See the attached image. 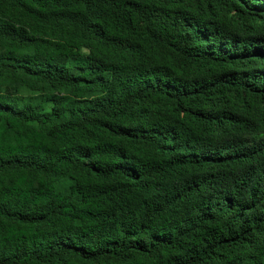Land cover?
Instances as JSON below:
<instances>
[{
	"label": "trees",
	"instance_id": "obj_1",
	"mask_svg": "<svg viewBox=\"0 0 264 264\" xmlns=\"http://www.w3.org/2000/svg\"><path fill=\"white\" fill-rule=\"evenodd\" d=\"M0 264H264V0H0Z\"/></svg>",
	"mask_w": 264,
	"mask_h": 264
},
{
	"label": "rangeland",
	"instance_id": "obj_2",
	"mask_svg": "<svg viewBox=\"0 0 264 264\" xmlns=\"http://www.w3.org/2000/svg\"><path fill=\"white\" fill-rule=\"evenodd\" d=\"M81 53L84 54V55H88L90 52L88 50L82 49ZM17 97L19 98L20 102H23V101H26V100H29V99H32V98L33 99L37 98L36 93L28 91V90H25V89L21 90L17 94Z\"/></svg>",
	"mask_w": 264,
	"mask_h": 264
}]
</instances>
